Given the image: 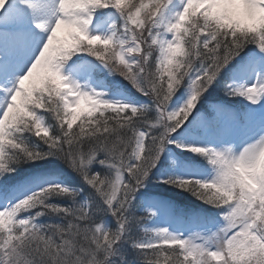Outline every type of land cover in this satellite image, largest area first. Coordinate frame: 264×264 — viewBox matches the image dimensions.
Here are the masks:
<instances>
[{
  "label": "snow or ice",
  "instance_id": "1",
  "mask_svg": "<svg viewBox=\"0 0 264 264\" xmlns=\"http://www.w3.org/2000/svg\"><path fill=\"white\" fill-rule=\"evenodd\" d=\"M103 9L115 12L107 31L103 24L97 31ZM29 11L45 16L33 23L47 36L30 41L21 63L14 37L23 34ZM245 49L247 62L262 71L247 86L227 84L226 94L264 105V0H181L179 7L175 0H0V188L13 189L7 174L22 162L56 157L92 190L81 203L83 188L48 184L0 208V264H114L132 225L155 215L149 209L136 216L133 202L169 144L204 155L216 175L163 182L220 209L224 225L203 238L154 228L151 238L131 241L144 264H264V133L239 153L175 138ZM105 70L149 102L109 99L88 82ZM185 85L188 99L173 106ZM227 118L238 114L215 108L218 122ZM247 118L264 125L255 110ZM241 168L252 172L254 189L242 181ZM54 196L73 203H54ZM107 213L115 229L96 219ZM44 215L63 222L42 224Z\"/></svg>",
  "mask_w": 264,
  "mask_h": 264
},
{
  "label": "rangeland",
  "instance_id": "2",
  "mask_svg": "<svg viewBox=\"0 0 264 264\" xmlns=\"http://www.w3.org/2000/svg\"><path fill=\"white\" fill-rule=\"evenodd\" d=\"M177 7L181 5V0H175ZM103 15L100 16L94 25V28L99 31L100 25H104V30L107 31V24L111 21V14L115 12L114 9H103ZM45 19V16L41 13L33 14L31 11L28 12L26 25H32L34 20ZM35 25V24H34ZM33 29V28H31ZM47 36V33L38 34V31L33 29L28 31V33L21 34V38L25 40V45L20 47V50L23 54V58L19 62H23L27 58L28 46L31 40L43 39ZM17 38V35L14 39ZM72 60L75 57L71 58ZM71 63V61H69ZM67 67V66H66ZM102 67V66H101ZM262 71L259 67L255 69L251 64L247 62L245 57L243 60L239 61L238 65L233 69L232 73V85L234 86H247L250 83H253L256 80L257 72ZM104 73V74H103ZM98 74L95 77L89 78L88 82L93 83L94 86H97L98 89L102 87V90L107 93V96L111 100H123L131 101L134 100L138 103H143L142 100L134 95L131 90L127 87L120 86L118 80H114L111 75L106 74V70ZM22 74V73H19ZM70 75V73H65ZM264 74V73H262ZM14 80V77H13ZM103 81V86L101 85ZM13 81H9V85ZM189 89L186 87L184 92L181 95H178L173 101V106H180L184 103L185 100L189 97ZM235 105L232 106H214L209 112L208 117L200 112L191 118L192 121L188 127L177 136V140L183 144H195L203 145L206 147H215L222 148L229 146L233 149L234 153H239L245 145L253 142L258 139L259 135L264 133V125L258 119L253 122L250 121L247 116L248 113L255 110L257 116L264 115V105L253 106L245 97L238 96L237 100L234 101ZM215 108H222L225 110L226 114L236 113L238 114V119H224L222 121H217L215 119ZM194 115V113L192 114ZM205 116V117H203ZM201 117L204 118V122H201ZM190 121V120H189ZM188 121V122H189ZM180 148V147H179ZM190 152L193 155L194 153L187 149H182ZM171 150V149H170ZM203 161L198 162H189L179 157L177 152L171 150L168 155V167L164 170L162 176L166 177H194L200 180L212 179L216 175V169L211 165L208 159L203 155ZM34 165V163H32ZM9 174V173H8ZM3 184V181L0 180V185ZM48 184H65L60 179H49L40 186ZM66 185V184H65ZM38 185V188L34 187L33 189L28 190L26 186L14 184L15 190L11 192L5 191V189L0 188V208L6 207L9 203L14 204L17 200L28 196L30 193L39 190L41 187ZM7 196V199L5 198ZM55 196L52 198L54 199ZM88 199H84V202ZM78 202V201H77ZM166 202V201H165ZM73 203V202H72ZM164 203L159 199L149 198L147 202L144 203L143 209H151L155 212V215L152 218H149V221L144 225L145 231L148 233L146 239L154 236V228L166 227L169 228L174 233H182L184 237H191L199 233L200 237H207L214 232H218L224 225L220 223L210 224L209 220L204 222L202 226L195 227L187 226L189 224L188 217L189 215L196 220L197 216L192 211H184L185 208H176L170 203ZM28 213H25L27 215ZM57 217V215H44L40 217V223L45 224L47 222H52V220ZM223 221V218H220ZM63 219L59 218V223H62ZM145 239V240H146Z\"/></svg>",
  "mask_w": 264,
  "mask_h": 264
},
{
  "label": "trees",
  "instance_id": "3",
  "mask_svg": "<svg viewBox=\"0 0 264 264\" xmlns=\"http://www.w3.org/2000/svg\"><path fill=\"white\" fill-rule=\"evenodd\" d=\"M254 47L253 45L249 46ZM248 52V49H245V52H242L239 58L245 56V53ZM237 57L235 58V60ZM234 61V60H233ZM233 65L230 64L221 74V77L218 78V82L214 83L212 87L209 88L208 92L204 93L202 96L200 103L197 104V110H209L212 106V103H234L237 100L238 96H230L226 94L225 86L227 84H232L231 72L229 67ZM123 84V87H128L129 90H133L140 99H142L143 103L149 102V98L143 96L139 93L130 82L125 80L123 77L116 76ZM186 86V85H185ZM185 86H182L179 91L176 93H180ZM48 123L55 125V121L49 118ZM80 121H77L79 124ZM76 128V125L73 126ZM55 130V127H54ZM27 136V142L31 145H39L42 149L46 150V146L40 141L36 136L25 134ZM177 152L178 156L182 157L183 159L189 162H198L203 161L202 154L193 155L188 151L181 150L178 148L176 144H169L167 150L161 157V161L157 164L156 168L153 169L150 178L145 182L143 188L139 189L137 193L136 200L133 202L134 204V211L136 216H145L147 212L143 211L142 204L144 200L151 195H156L162 197L163 199L171 201L177 207L185 208L184 211H192L194 215L197 216L196 220L189 215L188 217V226H202L203 223L209 220L210 224L220 223L223 224L222 216L220 214L221 210L212 207L209 204L204 203L202 200L198 199L195 195H193L190 191H185L182 188L178 187L175 184H169L163 182L164 179L169 177L163 176V179H160V175L163 174L164 170L168 167V155L171 150ZM34 163V165H32ZM99 167V166H97ZM8 176L13 178V182L17 181V178H24L30 176H37V177H49V176H56L63 178L67 184L77 189L83 188V191L80 192L79 196L76 197V201L84 202V199H91L89 193L92 190L84 184L81 177L73 171L64 161L56 158V157H49L46 160H36V161H27L22 162L20 165L16 166L15 172H10L7 174ZM174 178V177H172ZM54 203L62 204V205H71L73 200L67 196H55L52 199ZM95 206V205H94ZM59 218L62 217L58 216L55 217L52 222L47 223H59ZM211 218V219H209ZM96 219L98 221H102L104 225L108 228L115 229L117 227V221L115 218L110 214H97ZM63 221V220H62ZM149 221L148 219L142 220L140 225L133 224L131 230L129 232V236L131 237V241H142L145 240L148 236V233L144 229V225ZM45 223V224H47ZM130 240H125L119 246L118 252L116 255L113 256L114 264H144L143 259L139 256L138 250L133 247V243ZM173 247V246H168Z\"/></svg>",
  "mask_w": 264,
  "mask_h": 264
},
{
  "label": "clouds",
  "instance_id": "4",
  "mask_svg": "<svg viewBox=\"0 0 264 264\" xmlns=\"http://www.w3.org/2000/svg\"><path fill=\"white\" fill-rule=\"evenodd\" d=\"M261 166L264 167V157L261 158ZM242 181L246 184L250 189H254L255 185L253 181L250 179L252 176V172L248 169L241 168L239 169ZM2 222V221H0Z\"/></svg>",
  "mask_w": 264,
  "mask_h": 264
}]
</instances>
